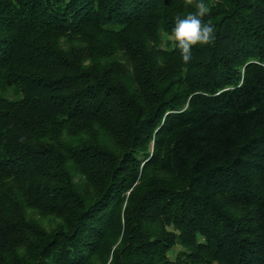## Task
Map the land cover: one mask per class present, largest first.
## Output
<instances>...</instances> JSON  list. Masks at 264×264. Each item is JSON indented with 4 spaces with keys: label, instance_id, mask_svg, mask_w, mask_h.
Instances as JSON below:
<instances>
[{
    "label": "trees",
    "instance_id": "obj_1",
    "mask_svg": "<svg viewBox=\"0 0 264 264\" xmlns=\"http://www.w3.org/2000/svg\"><path fill=\"white\" fill-rule=\"evenodd\" d=\"M206 2L185 63L184 0H0V264H264V0Z\"/></svg>",
    "mask_w": 264,
    "mask_h": 264
},
{
    "label": "clouds",
    "instance_id": "obj_2",
    "mask_svg": "<svg viewBox=\"0 0 264 264\" xmlns=\"http://www.w3.org/2000/svg\"><path fill=\"white\" fill-rule=\"evenodd\" d=\"M186 6H194L195 13L187 17L177 16L170 39L179 51L182 60L188 63L192 58V49L196 45H208L214 42L215 29L211 22L205 23L203 17L210 9L204 0H184Z\"/></svg>",
    "mask_w": 264,
    "mask_h": 264
},
{
    "label": "rangeland",
    "instance_id": "obj_3",
    "mask_svg": "<svg viewBox=\"0 0 264 264\" xmlns=\"http://www.w3.org/2000/svg\"><path fill=\"white\" fill-rule=\"evenodd\" d=\"M212 2H216V0H207L206 3L212 4ZM11 93L12 92H10V94ZM100 133L106 135V133L104 131H101V130H99L97 132V135H99ZM103 139H106L107 141H110L111 143H113L110 139H107V138H103ZM111 151H114V150H111ZM65 171H66V173H68L67 174V182L70 184V189L73 190L74 192H80V193L82 190V192L84 193V184L81 181L85 180V178H82L79 175V173L76 170H74L72 167L65 169ZM52 173L55 174L56 172L52 170ZM71 184L74 185L75 188ZM126 207H127V203L124 204V206L122 208V213L124 212ZM28 212H29L28 215L32 219L37 220L41 226V235H40L41 238H37L38 241H36V243L39 244V246L43 245V243H46L48 241V239H50V236L52 235V233L57 231L58 228L61 227V225L64 223V218H62V217L58 218L57 216L55 217V216L48 215L47 217L42 218L39 216L40 215L39 212H37L34 209H30ZM120 240H121V238L119 239L118 243L115 244L114 247H116L119 244ZM114 241H116V239L114 240V236H113L111 243H114ZM34 247H36V245H33L30 249L32 250ZM180 250H181L180 247H176L174 249V255L176 253H178ZM23 251L28 252L26 247H24ZM19 255H22V254H19ZM33 256H35V255L24 254L23 260L26 262V259H30V257H31V259H30V261H31ZM26 257H28V258H26ZM110 260L111 259H108L107 256H104V255L101 256L100 255L99 259L98 258L94 259L91 264H109ZM27 264H29V262H27Z\"/></svg>",
    "mask_w": 264,
    "mask_h": 264
}]
</instances>
